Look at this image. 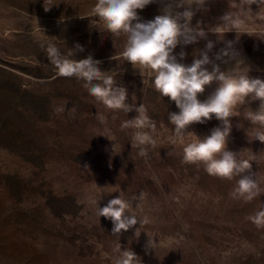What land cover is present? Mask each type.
<instances>
[{
    "label": "rangeland",
    "instance_id": "rangeland-1",
    "mask_svg": "<svg viewBox=\"0 0 264 264\" xmlns=\"http://www.w3.org/2000/svg\"><path fill=\"white\" fill-rule=\"evenodd\" d=\"M96 0H0V264H111L113 250L131 249L141 264H264V228L249 219L264 207V143L252 140L259 128L247 119V109L259 101L238 107L231 117L228 150L249 159L261 192L246 201L233 195L236 181L209 175L202 164L186 163L183 145L173 144L168 114L179 112L175 103L152 87L147 72L120 55L126 37L108 32L94 11ZM45 9H48L47 11ZM244 9H250L247 15ZM184 9H178L183 11ZM195 12L206 38L180 44L183 61L214 43L211 59L228 41L244 64L217 61L222 71L248 69L249 78L264 80V12L261 5L245 0H207ZM235 13L241 32L234 29L222 38L209 28L221 17ZM141 21L161 15L160 5L138 10ZM55 45L67 54L76 44L83 47L73 59L91 55L100 68L133 94L155 122L154 138L146 156L133 146L134 129L124 122L135 111L109 110L75 77H60L46 47ZM116 57L112 59V57ZM211 71V66H209ZM218 82L206 86L203 101ZM67 102L66 110L54 109ZM97 114L106 119L101 122ZM221 122L213 117L192 124L188 131L199 138L210 135ZM109 138V139H108ZM193 139L185 137V143ZM87 165V169L85 168ZM145 194L133 211L149 221L135 236L139 224L113 235L111 220L96 214L99 206L118 195L130 199ZM156 246L148 248L149 237ZM107 254V258L105 257Z\"/></svg>",
    "mask_w": 264,
    "mask_h": 264
},
{
    "label": "clouds",
    "instance_id": "clouds-1",
    "mask_svg": "<svg viewBox=\"0 0 264 264\" xmlns=\"http://www.w3.org/2000/svg\"><path fill=\"white\" fill-rule=\"evenodd\" d=\"M247 5L257 3L261 5L260 15L264 12V0H245ZM207 0H96L94 11L103 22L104 27L115 36L123 34L126 43L120 54L133 68H139L141 75L147 72L152 78L151 83L160 97H168L174 102L179 112L168 114V120L173 125V136L170 142L183 145V159L186 163L204 166L205 171L215 177L232 180L239 177L233 191L234 196L253 200L261 192L258 181L249 173L252 163L244 159L240 152L228 150V140L232 130L231 117L236 116L237 108L254 101H259V107L255 111L246 108L247 119L252 125L259 128L252 133V140L264 143V80L249 78L248 69L235 71L228 69L222 71L217 61L227 64L235 60L236 64H244L238 58V53L233 50L232 42L228 41L211 59L209 53L214 47L212 41H208L203 50H197L193 54L191 64L183 63L186 53L181 51L178 55L173 54L180 44L189 45L204 39L207 33L198 22L195 27L191 21L197 10L204 9ZM159 4L161 15H157L149 21H141L138 10L145 9L148 5ZM183 8V11L178 9ZM46 11L48 9H45ZM250 9L245 10L247 15ZM222 23L209 28L210 32L218 34L221 38L223 33L235 30L241 32V23L235 13L228 12L221 17ZM46 53L60 77H75L83 82V87L88 94L97 102L103 104L106 109L118 110L129 113L135 111L138 115L124 122V127L134 129L132 135L133 146L139 149L140 156H146L148 148L154 146L156 140L154 133L155 122L146 112L143 104L136 106V97L133 94V103H127L128 90L119 85L111 75L102 71L100 60L91 55L84 59H73L77 51H83V47L76 44L65 55L52 44L47 45ZM116 57H112L115 59ZM211 66V71L209 70ZM218 82V87L203 101L198 97L204 93L206 86ZM64 105L54 109L59 115L66 110L72 118H75L76 109L66 108ZM213 117L221 122L220 126L214 127L210 135L199 138L195 133L189 132L192 124H203ZM97 118L103 123L105 117L97 114ZM193 139L185 143V137ZM109 139V138H108ZM87 169V165H85ZM141 192L138 196L130 199L123 195L112 198L108 203L100 207L99 201L93 200L96 205V214L112 222V234L120 236L137 224L135 236L139 237L141 228L149 221L147 218H138L133 211V202L138 201L135 207L144 199ZM257 228H264V207L249 217ZM149 237V236H148ZM157 243L149 237L147 247L154 248ZM107 258V254H105ZM111 264H141L140 258L131 249H121L118 244L113 250Z\"/></svg>",
    "mask_w": 264,
    "mask_h": 264
}]
</instances>
